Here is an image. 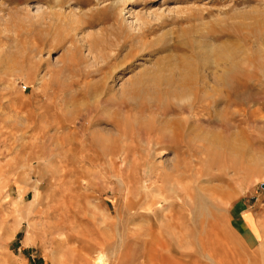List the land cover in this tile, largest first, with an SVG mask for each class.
Returning <instances> with one entry per match:
<instances>
[{
    "label": "rangeland",
    "instance_id": "374dc122",
    "mask_svg": "<svg viewBox=\"0 0 264 264\" xmlns=\"http://www.w3.org/2000/svg\"><path fill=\"white\" fill-rule=\"evenodd\" d=\"M263 185L264 0H0V264H264Z\"/></svg>",
    "mask_w": 264,
    "mask_h": 264
},
{
    "label": "bare ground",
    "instance_id": "6f19581e",
    "mask_svg": "<svg viewBox=\"0 0 264 264\" xmlns=\"http://www.w3.org/2000/svg\"><path fill=\"white\" fill-rule=\"evenodd\" d=\"M115 4H117V3H115ZM115 4L113 6H115ZM144 33L145 32L142 30L141 33H139L140 37H144L145 36ZM209 61H211V60L209 59ZM209 61L208 60H205L204 62L196 61L198 63H195L194 61L191 62V63L190 62L189 63L186 62L185 63L186 65L183 66V70L181 69V71H178V73L175 74V75L156 77V78H153L154 80L149 78L148 79L149 82H151L150 80H152V85H149L151 90L150 89H148V90H150V92L152 94L156 95V96H158L160 94L163 95V96H174V95L180 96V94H185L187 92H198V91L199 92H207L208 90L211 91L206 86L207 80H209L211 77H213L212 80L216 79V81H217V79L222 80V81H224V80L222 79L223 78L221 76L222 74L220 75L222 77L221 78L220 76H218L217 73L213 74V71L211 72L210 69H209V71L213 75L210 74L209 78H208V76H205V75H203L201 73L202 70H204V69L206 70L210 66H211L210 68H212V70H213L212 64ZM214 66H217V65L214 64ZM219 68H220V66H219ZM219 68H217V70ZM233 69H234V67H233ZM217 70H215V71H217ZM209 71H208V74H209ZM230 71H229V68H228V70L227 69L226 70H222L221 73L225 74V73H228ZM142 88H143V86H141V89ZM136 89L138 91L141 90L139 87L136 88ZM142 90H144V89H142ZM148 90H145V91L148 92ZM208 257H209V259H211L210 256H208ZM94 260H95L94 264H101L102 262L105 261L103 255L101 253H97L96 257L94 258ZM163 262H164V258H163ZM169 262L171 264V260H169ZM164 263H166V261Z\"/></svg>",
    "mask_w": 264,
    "mask_h": 264
},
{
    "label": "water",
    "instance_id": "95a60500",
    "mask_svg": "<svg viewBox=\"0 0 264 264\" xmlns=\"http://www.w3.org/2000/svg\"><path fill=\"white\" fill-rule=\"evenodd\" d=\"M264 186V185H263Z\"/></svg>",
    "mask_w": 264,
    "mask_h": 264
}]
</instances>
